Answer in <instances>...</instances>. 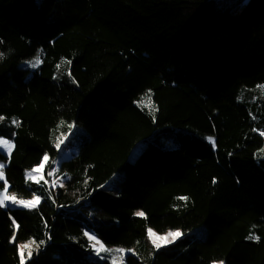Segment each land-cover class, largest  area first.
Returning <instances> with one entry per match:
<instances>
[{
  "label": "trees",
  "instance_id": "obj_1",
  "mask_svg": "<svg viewBox=\"0 0 264 264\" xmlns=\"http://www.w3.org/2000/svg\"><path fill=\"white\" fill-rule=\"evenodd\" d=\"M0 53V161L41 197L0 207V264H264V0H0Z\"/></svg>",
  "mask_w": 264,
  "mask_h": 264
},
{
  "label": "snow or ice",
  "instance_id": "obj_2",
  "mask_svg": "<svg viewBox=\"0 0 264 264\" xmlns=\"http://www.w3.org/2000/svg\"><path fill=\"white\" fill-rule=\"evenodd\" d=\"M3 54L0 53V58H2ZM29 63H31V66L33 68H36L39 64L42 63V60L39 56H37L34 61H30ZM67 63H71V61H68ZM60 65H57V68H59ZM261 89H264V85H260L258 86ZM5 117L3 115H0V122L4 121ZM11 123L13 125L19 126L20 121L18 119L13 118L11 120ZM63 123V122H61ZM74 126V125H72ZM262 135H264V133H261ZM209 141H211L213 143V145H215V139L213 137H208ZM16 147L15 143L13 142V140L11 139H6L4 136H0V148L5 149L8 157H11L12 155V151L13 149ZM57 147H59V143L57 144ZM262 153H264V149L261 150ZM49 160V157L47 155H45L43 157V161L41 163H39L36 167H34L33 169H31L29 172H27V177L29 180H33L35 183H40L41 180L44 179L42 173L43 170L45 168V162H47ZM5 168H6V164L4 162H0V181L4 182V187L3 190L0 191V207H4L6 206V202H11L12 204H19L25 207H31V208H35L39 205L40 201H41V197L39 195H35L33 194L32 199L29 200H24V199H17L15 194L9 195V185L7 182V179L5 177ZM33 173H41L40 179H36L33 176ZM52 173L49 172V175H51ZM215 182V181H214ZM179 199L181 200H187L188 197L184 196V197H180ZM136 216H140V217H145L146 213L143 211H137L135 213ZM17 228H19V225H16ZM148 234L150 237L155 236L156 239L153 240V244L156 248H160L162 246H165L167 244H171L174 242L175 239L180 238L183 235V232H181L180 230H176V231H170L169 233H167L166 235L163 236H159L158 234L154 233L153 230L151 228L148 229ZM86 236L89 237L90 241H94L95 243L91 244V247L96 251L97 255L100 254V252H119V253H124V252H131V249H123V248H119V249H111V248H107L105 247L104 243L99 240L95 235H91L89 233H85ZM169 237H171V239H169ZM15 236H13V241H15ZM247 239L249 240H256L259 241L260 237L255 235L254 233L250 234ZM44 243L43 241H40L39 243H37L34 240H30L25 244H21L19 245V259H20V264H27V261L30 260L33 256V250H32V246L35 245L36 250L38 251L40 244ZM97 245H99V248H97ZM25 249H28L27 254H25ZM120 260L123 261V257H120ZM113 264H116V259L113 258ZM214 264H225V261L220 260L219 262H214Z\"/></svg>",
  "mask_w": 264,
  "mask_h": 264
},
{
  "label": "rangeland",
  "instance_id": "obj_3",
  "mask_svg": "<svg viewBox=\"0 0 264 264\" xmlns=\"http://www.w3.org/2000/svg\"><path fill=\"white\" fill-rule=\"evenodd\" d=\"M35 58L29 60L27 63L29 65V67L31 69H36V68H33L31 66V63H29L30 61H34ZM1 136V135H0ZM6 138V137H5ZM6 139H9V138H6ZM144 148V144H139L136 146V148L132 151L131 155H130V159L131 160H134L136 158V156L140 153V151ZM0 150L4 153H6L5 149L3 148H0ZM7 154V153H6ZM1 162V161H0ZM46 163V162H45ZM30 171V170H29ZM27 171V172H29ZM44 179L41 180L42 181H45V175H44V170H43V173H42ZM33 176L36 178V179H40V176H41V173H33ZM123 176V173L119 172L117 173L114 178L112 180L109 181V184H113V185H117L119 183V181L121 180ZM3 181H0V191L3 190V187L4 185H2ZM49 185V187L51 188V192H52V195L55 199L56 202H59L61 197L63 196V194L65 193L66 189H67V186L62 184V183H54L53 181L52 182H48L47 183ZM9 195H12V194H15L17 199H24V200H29V199H32V196H33V193H31L29 190L25 189V188H18L16 189V191H11L10 188H9V192H8ZM7 207H25V206H22V205H19V204H12L11 202H6V206H4V208H7ZM154 233L158 234L159 236H163V235H166L167 233H169L170 231H176V230H180L181 232H183V235L185 234V232L181 229H171V230H168L166 232H163V233H160L158 231H156L154 228L150 227ZM206 232H207V229L205 227L202 228V230H195L194 232H191L190 235L195 237L196 239H201L203 238L205 235H206ZM91 235H95L92 231H89L87 232ZM182 235V236H183ZM96 236V235H95ZM181 236V237H182ZM180 237V238H181ZM148 238H149V241L150 243L154 246L153 244V240L156 239L155 236H152L150 237L149 234H148ZM169 239H171V237H169ZM179 239V238H178ZM178 239H175L174 241L178 240ZM92 243H95L94 241H91V244ZM106 247V246H105ZM97 248H99V245H97ZM136 253V250L133 249L131 252H124V253H121V255L123 257H125L126 255H128L129 253ZM193 252V247L191 246L190 249H189V253H192ZM100 259H102V256L100 255L99 256ZM215 262H219V261H215ZM83 264H89V262H85ZM214 264V263H213Z\"/></svg>",
  "mask_w": 264,
  "mask_h": 264
}]
</instances>
